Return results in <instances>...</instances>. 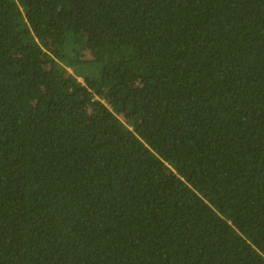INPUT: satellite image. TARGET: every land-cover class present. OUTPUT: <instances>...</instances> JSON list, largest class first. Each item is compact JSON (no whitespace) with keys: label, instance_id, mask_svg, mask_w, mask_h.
Wrapping results in <instances>:
<instances>
[{"label":"trees","instance_id":"1","mask_svg":"<svg viewBox=\"0 0 264 264\" xmlns=\"http://www.w3.org/2000/svg\"><path fill=\"white\" fill-rule=\"evenodd\" d=\"M0 264H264V0H0Z\"/></svg>","mask_w":264,"mask_h":264}]
</instances>
